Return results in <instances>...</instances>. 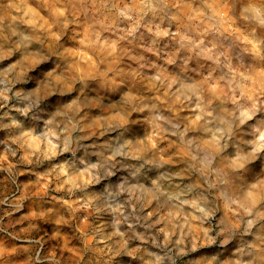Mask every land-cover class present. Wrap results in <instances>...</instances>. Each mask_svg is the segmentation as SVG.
I'll return each instance as SVG.
<instances>
[{"label": "clouds", "instance_id": "1", "mask_svg": "<svg viewBox=\"0 0 264 264\" xmlns=\"http://www.w3.org/2000/svg\"><path fill=\"white\" fill-rule=\"evenodd\" d=\"M0 177V264H264V0H0Z\"/></svg>", "mask_w": 264, "mask_h": 264}, {"label": "rangeland", "instance_id": "2", "mask_svg": "<svg viewBox=\"0 0 264 264\" xmlns=\"http://www.w3.org/2000/svg\"><path fill=\"white\" fill-rule=\"evenodd\" d=\"M24 180H25V182H27L28 180H30V177H25ZM12 191H14V187L10 184L3 183V178L0 177V198H2L4 195H6ZM0 215H3V213L0 212ZM59 244H60V247L62 249H65L66 240H65L64 236H61V240L59 241ZM66 250L69 253V258L71 257V255L76 254L75 253V246H73V245H67ZM18 264H24V262L21 261V262H18Z\"/></svg>", "mask_w": 264, "mask_h": 264}]
</instances>
